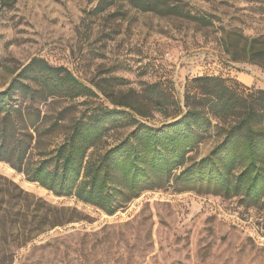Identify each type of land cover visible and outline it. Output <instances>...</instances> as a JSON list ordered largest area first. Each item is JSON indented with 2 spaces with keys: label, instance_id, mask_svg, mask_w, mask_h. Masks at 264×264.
<instances>
[{
  "label": "rangeland",
  "instance_id": "374dc122",
  "mask_svg": "<svg viewBox=\"0 0 264 264\" xmlns=\"http://www.w3.org/2000/svg\"><path fill=\"white\" fill-rule=\"evenodd\" d=\"M153 3L155 11L130 0H0V90L18 79L40 91L46 88L41 65L64 68L92 94L70 98L60 89L44 102L40 92L34 104L50 124L64 108L70 107L67 123L95 107L129 103L132 108L118 106L121 124L106 138L114 143L134 130L135 121L145 122L142 116L162 128L180 108L186 112L195 77L223 78L245 96L264 89L263 69L232 60L222 40L231 30L264 35V0ZM174 4L212 23L169 13ZM33 60L34 69L25 70ZM225 126L212 118L203 140L187 154L188 165L222 140ZM59 132L41 137L34 160L61 143ZM0 175L45 204L35 213L51 205L73 218L19 248L14 264H264V201L248 206L240 197L185 190L182 181L172 180L110 215L75 196L56 195L9 162L0 161Z\"/></svg>",
  "mask_w": 264,
  "mask_h": 264
},
{
  "label": "trees",
  "instance_id": "16d2710c",
  "mask_svg": "<svg viewBox=\"0 0 264 264\" xmlns=\"http://www.w3.org/2000/svg\"><path fill=\"white\" fill-rule=\"evenodd\" d=\"M143 11H155L153 0H130ZM169 13L204 24L212 22L192 14L180 5H168ZM223 47L234 61L259 65L264 71V35L248 37L225 31ZM33 60L25 70L34 69ZM46 88L40 91L15 79L0 90V161L58 196H75L112 215L142 192L182 181L185 190L240 197L248 206L264 201V89L238 93L217 76L193 79V91L185 99L187 111L180 108L174 121L154 128L136 122L127 136L107 143L110 130L121 124L119 107H95L71 116L68 108L57 113L48 124V115L34 104L38 93L42 101L59 94L78 98L92 91L81 85L70 71L44 63ZM21 89V96L16 91ZM67 90V91H66ZM138 114V113H137ZM212 118L227 126L222 140L204 157L187 164V154L200 143L212 125ZM62 129V131H61ZM60 130L61 143L51 151H41L34 160L33 150L44 134ZM178 176L175 170L182 169ZM0 264H14L16 251L36 235L70 221L64 208L46 205L24 191L11 179L0 175ZM38 215V217H37ZM35 219V221H34ZM22 241L15 244L16 240Z\"/></svg>",
  "mask_w": 264,
  "mask_h": 264
}]
</instances>
